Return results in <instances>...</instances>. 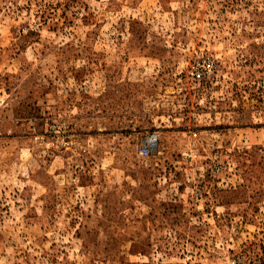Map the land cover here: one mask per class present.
I'll list each match as a JSON object with an SVG mask.
<instances>
[{
  "label": "rangeland",
  "instance_id": "1",
  "mask_svg": "<svg viewBox=\"0 0 264 264\" xmlns=\"http://www.w3.org/2000/svg\"><path fill=\"white\" fill-rule=\"evenodd\" d=\"M0 264H264V0H0Z\"/></svg>",
  "mask_w": 264,
  "mask_h": 264
},
{
  "label": "built area",
  "instance_id": "2",
  "mask_svg": "<svg viewBox=\"0 0 264 264\" xmlns=\"http://www.w3.org/2000/svg\"><path fill=\"white\" fill-rule=\"evenodd\" d=\"M143 151L146 152V153H148L149 152V149L147 147H145Z\"/></svg>",
  "mask_w": 264,
  "mask_h": 264
}]
</instances>
